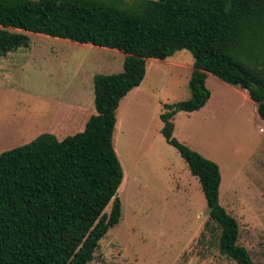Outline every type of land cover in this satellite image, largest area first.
Instances as JSON below:
<instances>
[{
  "label": "trees",
  "instance_id": "16d2710c",
  "mask_svg": "<svg viewBox=\"0 0 264 264\" xmlns=\"http://www.w3.org/2000/svg\"><path fill=\"white\" fill-rule=\"evenodd\" d=\"M13 29H19L13 30ZM28 32L118 49L123 71L96 74V112L83 131L43 133L0 153V264H91L119 223L124 179L114 147L120 102L146 76L148 58L190 50V98L164 103L161 132L198 177L222 254L257 264L222 205L219 164L174 135V117L206 105L212 73L248 91L264 120V0H0V56L30 45ZM113 201L110 213L106 207Z\"/></svg>",
  "mask_w": 264,
  "mask_h": 264
},
{
  "label": "rangeland",
  "instance_id": "374dc122",
  "mask_svg": "<svg viewBox=\"0 0 264 264\" xmlns=\"http://www.w3.org/2000/svg\"><path fill=\"white\" fill-rule=\"evenodd\" d=\"M29 35L30 45L21 48L30 49L27 57H21L28 60L11 71L16 87L22 90L12 109L49 114L57 99L77 103L82 93L89 95L88 77L93 69L82 66V54L91 58L88 49L82 50V43L70 39ZM94 54L100 59L107 55L104 50ZM173 59L185 67L174 68L163 79L157 76L151 93L124 109L126 131L116 150L124 179L113 199L120 203L122 216L100 240L91 264H237L221 253L216 224L210 222L206 227L209 207L198 177L159 131L164 103L191 96L194 56L185 49ZM111 64L101 69L102 74L123 70L118 58ZM221 81L211 73L208 88L224 104L191 117L182 112L176 118L179 131L175 136L219 164L220 199L239 222L238 243L257 264H264V131L259 129L264 121L244 100L240 87ZM12 97L0 90L1 115L10 109ZM11 147L1 143L0 153Z\"/></svg>",
  "mask_w": 264,
  "mask_h": 264
},
{
  "label": "crops",
  "instance_id": "0c3cea01",
  "mask_svg": "<svg viewBox=\"0 0 264 264\" xmlns=\"http://www.w3.org/2000/svg\"><path fill=\"white\" fill-rule=\"evenodd\" d=\"M13 30L18 31L19 29ZM29 33L30 32H28V34ZM21 48L22 47L10 52L6 56H0V90L9 92L14 95V97H12L11 107L8 112L6 114H0V144H12V147L9 149L27 144L43 133H52L55 134L58 138L62 139L69 134L83 131L90 116L96 112L94 90H92L91 88V82L94 85V76L96 74L102 73L103 70L101 69L112 67L111 62L116 58H118L120 60V63H123L124 65V60L126 58V54L118 49L108 48L105 46H96L90 43H82V50L88 49L87 52L91 55V58H86V55L84 56L82 54V66L89 65V67H92L93 69L90 76L88 77V82L90 83L89 95L82 93V101L77 103H72L63 99H57L56 101H54L55 108H52V110L49 111V114L39 115V113L34 114L33 111H29L27 109H18L17 111L12 109L14 106H17V102L21 99L20 96L22 95V90L16 87L14 75L11 71H14L15 68H22L21 65L23 64V62L27 61L28 58L21 57H27V54L29 52L31 53L30 49H25L24 51V49ZM99 50H104L107 53L106 57L100 59L101 57L94 54ZM176 53L168 57L167 59L148 58L146 63V76L144 80L139 86L130 90L128 94L122 98L117 111V123L114 132V147L116 150H118L117 143L119 141V138L122 136L123 131H126L124 122V109L126 108L128 110L139 101L140 97L144 98V95L151 93L154 80L157 76H160L163 79L164 75L169 74L174 70V68L183 66L185 67V65L182 64V61L173 59ZM193 70L194 65L192 68V72ZM210 74L211 73H208V77L206 79V84L208 87V79ZM217 78L220 79L219 77ZM221 82L224 84H229L223 80ZM234 87L239 88L236 86ZM240 89V91L243 92L244 100L251 103L253 111L259 116L258 106L249 97L248 91L246 89ZM210 91V99L201 109L192 112L179 111L175 115L174 135L177 136V131H179L176 123V118L182 112L188 113V117H191L204 111H208L210 113L214 111L216 106L218 107V105L224 104L222 100L216 97V94L213 92V90ZM218 101L220 102L218 103ZM162 126L163 122L161 120L159 131H161ZM183 142L189 143L187 140H184ZM179 187L180 190L183 189V186L180 185Z\"/></svg>",
  "mask_w": 264,
  "mask_h": 264
},
{
  "label": "built area",
  "instance_id": "2783aa9c",
  "mask_svg": "<svg viewBox=\"0 0 264 264\" xmlns=\"http://www.w3.org/2000/svg\"><path fill=\"white\" fill-rule=\"evenodd\" d=\"M259 129H260V131H264V127H260Z\"/></svg>",
  "mask_w": 264,
  "mask_h": 264
},
{
  "label": "bare ground",
  "instance_id": "6f19581e",
  "mask_svg": "<svg viewBox=\"0 0 264 264\" xmlns=\"http://www.w3.org/2000/svg\"><path fill=\"white\" fill-rule=\"evenodd\" d=\"M119 144V143H118Z\"/></svg>",
  "mask_w": 264,
  "mask_h": 264
}]
</instances>
